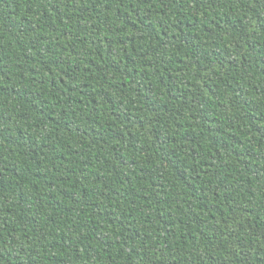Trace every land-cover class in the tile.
I'll list each match as a JSON object with an SVG mask.
<instances>
[{"label": "trees", "instance_id": "16d2710c", "mask_svg": "<svg viewBox=\"0 0 264 264\" xmlns=\"http://www.w3.org/2000/svg\"><path fill=\"white\" fill-rule=\"evenodd\" d=\"M0 264H264V0H0Z\"/></svg>", "mask_w": 264, "mask_h": 264}]
</instances>
